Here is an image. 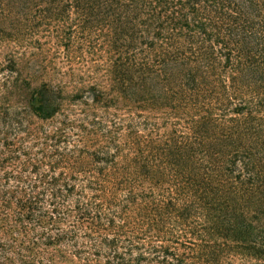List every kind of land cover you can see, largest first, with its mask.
<instances>
[{
	"label": "trees",
	"instance_id": "16d2710c",
	"mask_svg": "<svg viewBox=\"0 0 264 264\" xmlns=\"http://www.w3.org/2000/svg\"><path fill=\"white\" fill-rule=\"evenodd\" d=\"M0 264H264V0H0Z\"/></svg>",
	"mask_w": 264,
	"mask_h": 264
}]
</instances>
